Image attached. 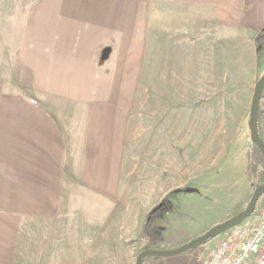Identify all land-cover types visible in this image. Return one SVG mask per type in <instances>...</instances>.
Wrapping results in <instances>:
<instances>
[{
  "label": "crops",
  "instance_id": "0c3cea01",
  "mask_svg": "<svg viewBox=\"0 0 264 264\" xmlns=\"http://www.w3.org/2000/svg\"><path fill=\"white\" fill-rule=\"evenodd\" d=\"M20 14L0 24V264L130 262L150 209L114 200L130 151L151 149L142 117L251 82L264 0H35Z\"/></svg>",
  "mask_w": 264,
  "mask_h": 264
},
{
  "label": "rangeland",
  "instance_id": "374dc122",
  "mask_svg": "<svg viewBox=\"0 0 264 264\" xmlns=\"http://www.w3.org/2000/svg\"><path fill=\"white\" fill-rule=\"evenodd\" d=\"M34 1L0 0V24L6 27L10 19L18 21L22 10ZM257 47L256 67L245 75L246 80L252 79L251 82L201 85L204 99L191 97L190 100L179 99L172 103L165 99L157 100V107L153 104L152 107L159 109L158 112L142 117L143 122L151 123V127L143 132L148 141L143 144V150L150 140L151 149L147 147L146 159L139 157V147L130 151L132 162L126 168H131L126 176L129 189L126 195L113 200L115 204L126 202L145 206L150 209L148 213L161 208L152 215L150 229L145 234L150 247H157L160 242L165 248H176L235 217L246 207L253 187L258 185L256 176L259 171L251 169L260 156L250 139L248 122L253 89L264 74V30L257 38ZM262 96L258 127L264 141V88ZM149 101L141 100L139 103H147L146 107H149ZM169 107L174 108V115L162 114L161 109ZM184 108H189L188 114L182 112ZM134 119L132 115L131 123ZM165 119H173L172 132L170 126L168 130L164 126ZM140 172H143L142 180L138 177ZM142 189L146 190L144 195L135 194L141 193ZM259 205L264 208V195ZM218 237L206 246L175 256L176 262L163 258L161 264H188L196 255H200L198 264H202ZM129 244L124 247L130 249L132 243ZM139 244L140 239L133 244L137 248L133 260L128 262L124 260L123 252L115 251L110 264H134ZM105 260L104 257L88 263L105 264ZM65 263L81 264L75 260H66L62 264Z\"/></svg>",
  "mask_w": 264,
  "mask_h": 264
},
{
  "label": "built area",
  "instance_id": "2783aa9c",
  "mask_svg": "<svg viewBox=\"0 0 264 264\" xmlns=\"http://www.w3.org/2000/svg\"><path fill=\"white\" fill-rule=\"evenodd\" d=\"M202 264H264V208L221 233Z\"/></svg>",
  "mask_w": 264,
  "mask_h": 264
},
{
  "label": "water",
  "instance_id": "95a60500",
  "mask_svg": "<svg viewBox=\"0 0 264 264\" xmlns=\"http://www.w3.org/2000/svg\"><path fill=\"white\" fill-rule=\"evenodd\" d=\"M263 88H264V74L260 77L259 81L255 84L253 89V95L249 109L250 114H249L248 130L251 141L257 147V149L264 158V143L259 137L258 124H257L258 111H259L258 103L262 97ZM263 194H264V183L260 188H258L253 192L246 207L235 217L230 218L218 225L213 226L206 232L202 233L198 238L183 244L179 248L172 250L147 249L145 251H142L139 254H137L134 264H142L144 259L152 256L159 258H169V257L182 255L185 252H187L190 248H194L204 242H207L208 240L213 238L216 233L221 234L227 229H230L234 226L241 224L245 219L249 218L255 212L257 203Z\"/></svg>",
  "mask_w": 264,
  "mask_h": 264
},
{
  "label": "trees",
  "instance_id": "16d2710c",
  "mask_svg": "<svg viewBox=\"0 0 264 264\" xmlns=\"http://www.w3.org/2000/svg\"><path fill=\"white\" fill-rule=\"evenodd\" d=\"M263 99V96L261 97V99H260V101H259V103H258V106H259V111H258V122H259V116H260V113H261V111H260V103H261V100ZM258 124V123H257ZM258 134H259V137H260V139L262 140V138H261V136H260V131H259V127H258ZM263 141V140H262ZM263 143H264V141H263ZM253 147H254V149H255V151L259 154V156H260V160L257 162V163H255L254 164V166L252 167L253 169H251V170H253V172H256V171H259V174H258V176H256V178H257V186H254L253 187V189H252V191L254 192L256 189H258L259 187H261L262 186V184L264 183V158H263V156L261 155V153L259 152V150L257 149V147L255 146V145H253ZM264 195V194H263ZM263 195L261 196V198L263 197ZM261 198L259 199V201H258V203H257V206H256V210H255V212L254 213H256V212H258V211H260L262 208H261V206L259 205V203H260V200H261ZM158 210H161V208L159 207V208H154L150 213H148V215L146 216V218H145V220H144V226H143V233H142V235H141V238H140V244H139V246H138V254L140 253V252H142V251H145V250H147V249H152V250H172V249H169V248H165V247H163V246H161V245H159V246H157V247H150L149 246V242H150V240L149 239H147L148 237H146V235L145 234H147L148 233V230L150 229V221H151V217H152V215L156 212V211H158ZM220 235V233L218 234V233H216L215 235H214V237H216V236H219ZM213 237V238H214ZM213 238H211L210 240H208L207 242H204V243H202V244H200V245H198V246H196V247H194L193 249H195V248H198V247H201V246H206L207 245V243L209 242V241H211ZM185 243H187V242H184V243H182V244H180L178 247H176V248H179L180 246H182L183 244H185ZM176 248H174V249H176ZM192 248H190L189 250H191ZM189 250H188V252H189ZM187 253V252H186ZM185 254V253H184ZM183 254V255H184ZM179 256H182V255H179ZM194 259H192L191 261H189L188 262V264H198L199 263V261H200V255H196L195 257H193ZM165 259H167V260H173L174 262H176V260H178L177 259V257H172V258H165ZM162 260H163V258H159V257H155V256H152V257H147L146 259H144L143 260V262H142V264H161L162 263ZM177 264H178V262H177Z\"/></svg>",
  "mask_w": 264,
  "mask_h": 264
}]
</instances>
